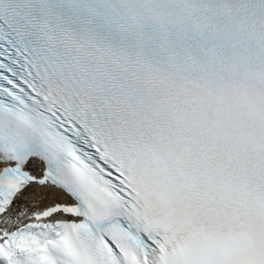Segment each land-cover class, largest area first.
<instances>
[{
	"label": "snow or ice",
	"instance_id": "1",
	"mask_svg": "<svg viewBox=\"0 0 264 264\" xmlns=\"http://www.w3.org/2000/svg\"><path fill=\"white\" fill-rule=\"evenodd\" d=\"M0 264H264V0H0Z\"/></svg>",
	"mask_w": 264,
	"mask_h": 264
},
{
	"label": "bare ground",
	"instance_id": "2",
	"mask_svg": "<svg viewBox=\"0 0 264 264\" xmlns=\"http://www.w3.org/2000/svg\"><path fill=\"white\" fill-rule=\"evenodd\" d=\"M34 190H26L23 195H21L19 202L23 204V206L33 207L34 202L31 201V194Z\"/></svg>",
	"mask_w": 264,
	"mask_h": 264
}]
</instances>
